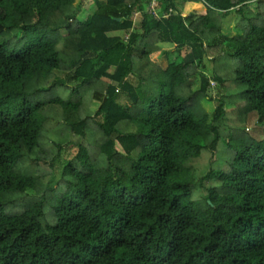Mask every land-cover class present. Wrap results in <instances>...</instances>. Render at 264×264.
<instances>
[{"label":"trees","instance_id":"trees-1","mask_svg":"<svg viewBox=\"0 0 264 264\" xmlns=\"http://www.w3.org/2000/svg\"><path fill=\"white\" fill-rule=\"evenodd\" d=\"M85 1L0 0V264H264V0Z\"/></svg>","mask_w":264,"mask_h":264},{"label":"rangeland","instance_id":"rangeland-1","mask_svg":"<svg viewBox=\"0 0 264 264\" xmlns=\"http://www.w3.org/2000/svg\"><path fill=\"white\" fill-rule=\"evenodd\" d=\"M102 6L100 7V12H106L109 10H113L115 9L114 7L111 6H107L104 5V0H100ZM94 6H96V3L94 2V0H86L82 10H84L83 12H86L90 9H92ZM86 14H78L79 18H83L85 17ZM234 12L231 10L230 13L223 19L222 24H221V31L226 35V36H232L234 34V28H233V21H234ZM140 20V13H135L133 15V22L135 25H138V22ZM111 34H117L119 36H124L126 37L127 34L125 32H114ZM206 64L208 65L209 62L205 61ZM159 64L161 65V67H165L166 66V60L164 57H160L159 58ZM209 68V65H208ZM204 105L205 107L208 108V110H212L213 105L211 103H207L206 100H204ZM254 120H255V116H251L250 121L248 122V130L251 132V130L254 128ZM62 151V156L64 159L70 157L71 154H73V150L72 149H66Z\"/></svg>","mask_w":264,"mask_h":264},{"label":"built area","instance_id":"built-area-1","mask_svg":"<svg viewBox=\"0 0 264 264\" xmlns=\"http://www.w3.org/2000/svg\"><path fill=\"white\" fill-rule=\"evenodd\" d=\"M157 7H158V0H147L145 11L148 14L153 15L154 17H159L160 15L158 13ZM171 13H175V11L172 8H169L165 15H169Z\"/></svg>","mask_w":264,"mask_h":264}]
</instances>
